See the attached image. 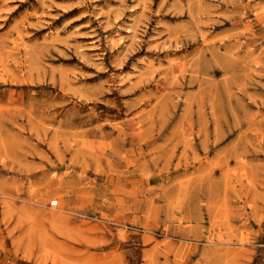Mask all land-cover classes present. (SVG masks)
<instances>
[{
	"label": "rangeland",
	"instance_id": "1",
	"mask_svg": "<svg viewBox=\"0 0 264 264\" xmlns=\"http://www.w3.org/2000/svg\"><path fill=\"white\" fill-rule=\"evenodd\" d=\"M0 264H264V0H0Z\"/></svg>",
	"mask_w": 264,
	"mask_h": 264
}]
</instances>
